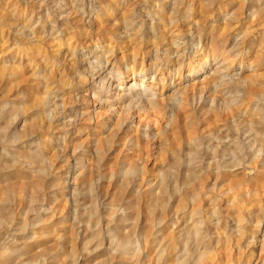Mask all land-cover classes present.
I'll use <instances>...</instances> for the list:
<instances>
[{
	"label": "rangeland",
	"instance_id": "obj_1",
	"mask_svg": "<svg viewBox=\"0 0 264 264\" xmlns=\"http://www.w3.org/2000/svg\"><path fill=\"white\" fill-rule=\"evenodd\" d=\"M0 264H264V0H0Z\"/></svg>",
	"mask_w": 264,
	"mask_h": 264
},
{
	"label": "bare ground",
	"instance_id": "obj_2",
	"mask_svg": "<svg viewBox=\"0 0 264 264\" xmlns=\"http://www.w3.org/2000/svg\"><path fill=\"white\" fill-rule=\"evenodd\" d=\"M96 21V20H95ZM101 43V42H100ZM111 43H109L107 46H109ZM95 47H96V49L97 48H99L100 46H99V44L98 43H96V45H95ZM101 49H105V52H108V53H110V52H112L113 51V49H111V48H109V50L108 49H106V47H104V46H102V47H100V52L102 51ZM148 53V52H147ZM146 52H145V54H147ZM144 54V55H145ZM102 55V54H101ZM104 55V54H103ZM101 56V57H103V58H105L106 60H108L109 59V56L108 55H106V56ZM100 55H98V57H99ZM208 57H206L205 55L204 56H202V58L200 59V61L202 62V66H205L206 65V59H207ZM107 63V62H106ZM137 62L136 61H134L133 60V65L131 66V72L133 73V77H132V84L130 85V88H129V91H130V93H129V95L131 94V96H129L128 95V97L132 100V98H133V93H134V88L133 87H136V86H139V88H141V86L143 85V83L144 82H146V71H147V69H145L146 71L144 72V71H141V72H144V74L142 75V73L140 72L139 73V75L135 72V64H136ZM145 63V60L143 59L142 60V62L140 63L141 65H143ZM199 65V64H198ZM231 67V66H230ZM199 68V67H198ZM120 72V71H119ZM119 75H120V78H119V80H121V82L122 83H124V82H126L127 81V78L128 77H130V75L128 74V73H125V72H120L119 73ZM155 79V76L153 77V80ZM148 80V79H147ZM144 90V89H143ZM135 100V99H134ZM137 101H142V102H140L139 104L140 105H142V106H144V105H146L147 103H150V98H147V99H145L144 97H141V98H137ZM145 101H147V103H145L144 104V102ZM144 109H147V107H145ZM141 119V118H140Z\"/></svg>",
	"mask_w": 264,
	"mask_h": 264
}]
</instances>
